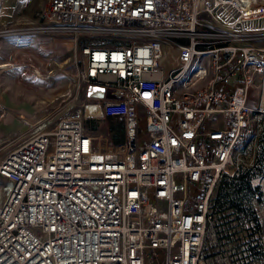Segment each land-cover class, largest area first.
Returning <instances> with one entry per match:
<instances>
[{"label": "built area", "instance_id": "2783aa9c", "mask_svg": "<svg viewBox=\"0 0 264 264\" xmlns=\"http://www.w3.org/2000/svg\"><path fill=\"white\" fill-rule=\"evenodd\" d=\"M48 10L124 39L79 47L74 102L0 152V264H264V4ZM90 117L122 142L87 130Z\"/></svg>", "mask_w": 264, "mask_h": 264}, {"label": "rangeland", "instance_id": "374dc122", "mask_svg": "<svg viewBox=\"0 0 264 264\" xmlns=\"http://www.w3.org/2000/svg\"><path fill=\"white\" fill-rule=\"evenodd\" d=\"M83 30L88 34L79 35ZM122 39L87 25L75 29L55 21L48 0H0V65H8L0 68V152L21 139L28 126L45 117L55 119L74 102L73 89L82 69L79 47L97 46L98 41L109 46ZM176 63V50L166 45L162 68L167 71ZM13 94L21 100H13ZM4 107L9 113L3 116ZM85 127L107 135L114 144L122 142L120 127L112 120L90 117Z\"/></svg>", "mask_w": 264, "mask_h": 264}, {"label": "crops", "instance_id": "0c3cea01", "mask_svg": "<svg viewBox=\"0 0 264 264\" xmlns=\"http://www.w3.org/2000/svg\"><path fill=\"white\" fill-rule=\"evenodd\" d=\"M259 2H261L262 4H264V0H258ZM108 91H111V92H114V91H112V90H105L104 92H103V94L106 96V97H114V96H109L108 95ZM94 92V91H93ZM99 91L98 90H96V93H98ZM114 94H115V96H117V94L114 92ZM13 100H21V97L19 96V95H16L15 96V94H13ZM97 113H99V111H98V109H97Z\"/></svg>", "mask_w": 264, "mask_h": 264}, {"label": "bare ground", "instance_id": "6f19581e", "mask_svg": "<svg viewBox=\"0 0 264 264\" xmlns=\"http://www.w3.org/2000/svg\"><path fill=\"white\" fill-rule=\"evenodd\" d=\"M6 66H8V65L7 64H2V65H0V68H5ZM7 113H9V111H8L7 108L4 107L3 116L6 115Z\"/></svg>", "mask_w": 264, "mask_h": 264}, {"label": "water", "instance_id": "95a60500", "mask_svg": "<svg viewBox=\"0 0 264 264\" xmlns=\"http://www.w3.org/2000/svg\"><path fill=\"white\" fill-rule=\"evenodd\" d=\"M109 96H115L114 92L108 91Z\"/></svg>", "mask_w": 264, "mask_h": 264}, {"label": "trees", "instance_id": "16d2710c", "mask_svg": "<svg viewBox=\"0 0 264 264\" xmlns=\"http://www.w3.org/2000/svg\"><path fill=\"white\" fill-rule=\"evenodd\" d=\"M110 120V119H109ZM237 185V183H234V186H236Z\"/></svg>", "mask_w": 264, "mask_h": 264}]
</instances>
